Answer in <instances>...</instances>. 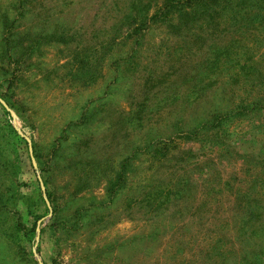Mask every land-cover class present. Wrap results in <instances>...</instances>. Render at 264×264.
Instances as JSON below:
<instances>
[{
  "label": "rangeland",
  "instance_id": "obj_1",
  "mask_svg": "<svg viewBox=\"0 0 264 264\" xmlns=\"http://www.w3.org/2000/svg\"><path fill=\"white\" fill-rule=\"evenodd\" d=\"M169 1L0 0V264L260 257L264 37Z\"/></svg>",
  "mask_w": 264,
  "mask_h": 264
},
{
  "label": "trees",
  "instance_id": "obj_2",
  "mask_svg": "<svg viewBox=\"0 0 264 264\" xmlns=\"http://www.w3.org/2000/svg\"><path fill=\"white\" fill-rule=\"evenodd\" d=\"M194 4H200V10L192 8ZM172 7H178L177 10L180 13L178 18L181 22L178 26L169 23L168 26H171V30H176V28L180 30V25H187L189 22L197 23L194 26H189L201 28L196 35L191 37V40L205 42L206 39H209L211 43L208 49L211 54L212 46H215L217 52L220 51L219 49L229 48L227 46L233 42L232 40L226 41L223 45L222 42L215 44L214 40L217 41V37H220L219 41L225 39L226 34H229L230 27H234L233 30L239 32L240 28L246 29L252 26L264 37V0H170L165 5L164 20L174 12V9H170ZM199 19H202L201 23H199ZM182 37L183 41H185V38H189L187 35ZM242 222L243 226H246H241L240 230H243L247 237L255 231L261 230V228L264 229V220L255 224L252 217H246ZM262 250L260 257H250L249 260H247L249 258L247 257L242 263L263 264L264 248Z\"/></svg>",
  "mask_w": 264,
  "mask_h": 264
},
{
  "label": "water",
  "instance_id": "obj_3",
  "mask_svg": "<svg viewBox=\"0 0 264 264\" xmlns=\"http://www.w3.org/2000/svg\"><path fill=\"white\" fill-rule=\"evenodd\" d=\"M0 102L5 106V108L7 109V110H9L10 111V109L7 107V105L0 99ZM11 112V111H10ZM41 187H42V189H43V185L41 184Z\"/></svg>",
  "mask_w": 264,
  "mask_h": 264
}]
</instances>
